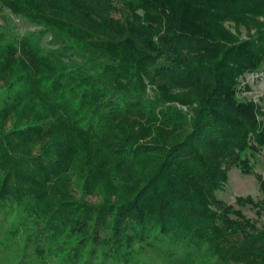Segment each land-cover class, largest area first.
Wrapping results in <instances>:
<instances>
[{"label": "trees", "instance_id": "obj_1", "mask_svg": "<svg viewBox=\"0 0 264 264\" xmlns=\"http://www.w3.org/2000/svg\"><path fill=\"white\" fill-rule=\"evenodd\" d=\"M4 5L53 45L33 33L0 39V213L14 205L38 224L36 256L76 264L102 245L128 262V244L165 237L203 248L214 264H264V228L215 198L228 169L250 172L264 149L262 106L237 96L239 77L264 65V0ZM226 22L255 33L237 40ZM70 173L83 186L102 181L113 200L73 198ZM108 217L114 234L103 239Z\"/></svg>", "mask_w": 264, "mask_h": 264}, {"label": "rangeland", "instance_id": "obj_2", "mask_svg": "<svg viewBox=\"0 0 264 264\" xmlns=\"http://www.w3.org/2000/svg\"><path fill=\"white\" fill-rule=\"evenodd\" d=\"M227 30L235 36L237 40L246 39L255 33V28L248 27L242 24L235 25L233 22L225 23ZM41 27L20 15L18 12L12 11L8 6L0 8V39L6 42L19 40L22 36L31 33L39 35ZM51 33L45 32L39 35L40 44L43 47L53 46L49 41ZM7 80L0 78V92L6 87ZM8 85V84H7ZM2 96V95H1ZM237 96L243 100H253L260 103L264 111V65L256 71L245 73L239 77L237 83ZM3 99V97H1ZM185 108L184 106L182 107ZM264 120V117H263ZM9 126V125H8ZM252 170L244 173L237 166H232L227 171V182L221 190L215 192V198L221 200L228 206L241 210L249 221L259 228H264V212L259 207L264 208V190L262 189V182L264 181V149L259 150L250 159ZM153 163H157L155 160ZM141 165V164H140ZM143 167V174H151V167ZM153 166V165H152ZM147 177V176H146ZM146 177L134 174L135 181L144 182ZM69 180L66 183L67 192L73 198L83 200L92 205H99L107 200H113L114 196L110 195L108 188L102 181L97 185L95 183L89 186H83L82 180L76 173H70ZM103 192L105 194H103ZM108 194V196H107ZM238 199L251 200V203L240 205ZM12 205V210L0 213V264H14L23 259L33 258L38 264H61L62 259L52 256L50 253L44 254L40 258L36 256L33 248L34 234H30L38 224L30 223L25 213L20 209H15ZM4 218V220H2ZM2 220V221H1ZM110 217L107 218V224L100 228V236L108 239L114 234V227ZM27 226L26 232H21L24 226ZM16 228L14 229L12 227ZM7 230L14 233L13 238L3 240ZM34 233V232H33ZM30 234V235H29ZM4 235V236H3ZM29 237V239H28ZM151 237V235L149 236ZM16 238L17 240H14ZM28 239V241H27ZM6 241L7 243H4ZM149 242V243H148ZM96 246V245H95ZM94 246V247H95ZM95 252L87 255L85 261H79L76 264H214V258L208 254L203 248L188 246L186 243H177L168 241L165 237L156 240L154 238H147L146 242H131L125 249L129 253V261L114 260L111 256L102 253L104 248L102 245L96 246ZM24 248V249H23ZM26 250V254H23ZM111 252V250H110ZM169 253H173L171 256ZM24 256V257H23Z\"/></svg>", "mask_w": 264, "mask_h": 264}]
</instances>
